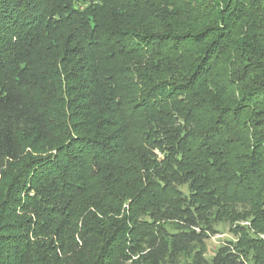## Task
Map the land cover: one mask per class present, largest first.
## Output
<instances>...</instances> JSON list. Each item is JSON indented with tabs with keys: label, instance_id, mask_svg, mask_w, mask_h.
Returning a JSON list of instances; mask_svg holds the SVG:
<instances>
[{
	"label": "trees",
	"instance_id": "1",
	"mask_svg": "<svg viewBox=\"0 0 264 264\" xmlns=\"http://www.w3.org/2000/svg\"><path fill=\"white\" fill-rule=\"evenodd\" d=\"M0 264H264V0H0Z\"/></svg>",
	"mask_w": 264,
	"mask_h": 264
},
{
	"label": "rangeland",
	"instance_id": "2",
	"mask_svg": "<svg viewBox=\"0 0 264 264\" xmlns=\"http://www.w3.org/2000/svg\"><path fill=\"white\" fill-rule=\"evenodd\" d=\"M217 229L219 231L218 234L208 242L209 251L215 249V247H217V245L222 241L233 240L235 238L234 235L229 231L227 226L220 225L219 227H217Z\"/></svg>",
	"mask_w": 264,
	"mask_h": 264
}]
</instances>
